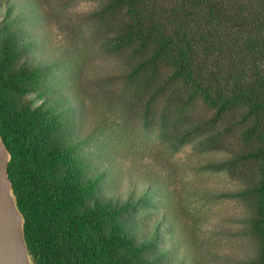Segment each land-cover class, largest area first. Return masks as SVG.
Returning a JSON list of instances; mask_svg holds the SVG:
<instances>
[{"label":"trees","instance_id":"obj_1","mask_svg":"<svg viewBox=\"0 0 264 264\" xmlns=\"http://www.w3.org/2000/svg\"><path fill=\"white\" fill-rule=\"evenodd\" d=\"M103 2L91 15L93 26L105 33V46L121 62L123 91L139 98L144 116L161 110L163 118L182 117L198 101L209 110L188 135L207 130L210 143L231 149L233 158L219 165L244 174L234 196L249 199L248 233L258 242L250 264H264V0ZM4 5L0 136L11 154L8 174L34 263L160 264L167 214L140 241L131 219L150 205L153 179L131 180L126 199L103 194V176L89 172L56 104L41 100L46 70L27 58L14 8ZM138 181L147 193L136 199Z\"/></svg>","mask_w":264,"mask_h":264},{"label":"rangeland","instance_id":"obj_2","mask_svg":"<svg viewBox=\"0 0 264 264\" xmlns=\"http://www.w3.org/2000/svg\"><path fill=\"white\" fill-rule=\"evenodd\" d=\"M5 2L14 8L27 58L46 70L41 100L56 104L89 172L103 176V194L126 199L131 180L153 179L150 205L131 219L140 241L152 237L155 220L167 214L172 226L161 224L167 255L160 264H250L258 242L248 233L249 199L234 196L244 174L219 165L233 153L210 143L207 130L188 135L209 116L205 104L189 105L182 117L163 118L161 110L144 116L139 98L123 91L121 62L105 46V33L93 26L91 15L103 0H0V21ZM137 183L139 199L147 191ZM177 239L180 250L173 246ZM188 252L196 260L187 261Z\"/></svg>","mask_w":264,"mask_h":264},{"label":"water","instance_id":"obj_3","mask_svg":"<svg viewBox=\"0 0 264 264\" xmlns=\"http://www.w3.org/2000/svg\"><path fill=\"white\" fill-rule=\"evenodd\" d=\"M11 154L0 136V264H35L24 232V217L18 208L8 174Z\"/></svg>","mask_w":264,"mask_h":264}]
</instances>
